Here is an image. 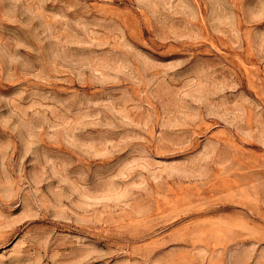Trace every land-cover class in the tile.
<instances>
[{
	"label": "rangeland",
	"instance_id": "rangeland-1",
	"mask_svg": "<svg viewBox=\"0 0 264 264\" xmlns=\"http://www.w3.org/2000/svg\"><path fill=\"white\" fill-rule=\"evenodd\" d=\"M0 264H264V0H0Z\"/></svg>",
	"mask_w": 264,
	"mask_h": 264
}]
</instances>
